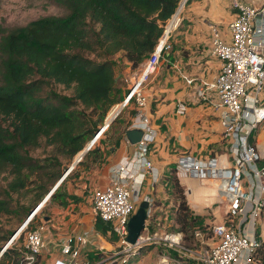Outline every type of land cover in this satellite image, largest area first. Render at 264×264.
I'll return each mask as SVG.
<instances>
[{
  "label": "built area",
  "instance_id": "1",
  "mask_svg": "<svg viewBox=\"0 0 264 264\" xmlns=\"http://www.w3.org/2000/svg\"><path fill=\"white\" fill-rule=\"evenodd\" d=\"M231 6L234 16L228 23L230 38L223 35L217 24L211 23L210 52L222 60L221 69L214 80L202 79L197 85L199 97L222 109L227 154L199 158L183 153L177 164L178 173L183 170L202 181H213L226 202L224 211L220 205L210 207L217 218L205 228L194 229V246L184 244L182 231L168 230L161 223L155 215L152 197L144 198L149 200L145 228L136 242L128 240L130 217L136 202L143 200L140 186L148 173L152 174L153 184L159 179V172L148 157L156 131L142 109L148 102L144 85L159 65L163 52L172 47V32L181 20L180 12L175 11L124 97L125 105L134 102L139 107V121L131 123L129 128L142 127L145 134L137 143V151L123 157L112 168L109 182L92 192L93 215L108 225L107 230L94 229L91 222L81 232L57 239L47 237L49 221L37 208L5 243L0 258L24 231V241L18 245L23 252L19 264H45L43 254L52 243L58 254L48 264H128L139 257L144 247L159 244L173 247L192 259L194 254L199 264L264 263L261 257L264 236L258 231L264 211V164H261L264 156L251 138L264 123V1L256 5L231 0ZM187 108L184 100L178 102V113H185ZM125 137L130 142L126 134ZM101 232L115 237L106 239L110 247L102 242Z\"/></svg>",
  "mask_w": 264,
  "mask_h": 264
},
{
  "label": "trees",
  "instance_id": "2",
  "mask_svg": "<svg viewBox=\"0 0 264 264\" xmlns=\"http://www.w3.org/2000/svg\"><path fill=\"white\" fill-rule=\"evenodd\" d=\"M58 1L67 9L64 14L44 15L23 25L2 27L4 32L0 36V171L12 174L8 193L26 188L33 180L32 174L37 172L36 204L48 194L43 190L48 180L59 177L58 182L62 175L61 170L59 174L58 169H52L56 160L47 169L48 163L34 158L29 149L40 146L45 137L69 156L82 152L99 128V119L93 120V112L100 111L99 118L103 121L110 107L120 101L117 94L121 91V74L117 75L115 57L122 53L133 68L139 67L150 57L164 24L180 3V0ZM86 49H97L102 58L90 57L85 54ZM49 80L71 87L73 93L55 90L46 93L44 87ZM126 130L123 127L124 133ZM102 157L103 150L96 142L78 164L89 165ZM177 171L175 167L174 191L181 199L177 201V221L181 231L191 227L194 230L200 226L195 225L198 217L187 204ZM63 182L51 198L61 194L71 196L62 191ZM7 203V199L1 198L0 208L6 209ZM96 225L99 230L108 228L100 218ZM7 239L8 236L1 237L0 250ZM22 255L15 244L3 253L0 264H19ZM261 257L264 258V242Z\"/></svg>",
  "mask_w": 264,
  "mask_h": 264
},
{
  "label": "crops",
  "instance_id": "3",
  "mask_svg": "<svg viewBox=\"0 0 264 264\" xmlns=\"http://www.w3.org/2000/svg\"><path fill=\"white\" fill-rule=\"evenodd\" d=\"M245 1L260 5L264 0ZM180 2L178 12L182 9L183 11L180 13L179 24L172 32V47L163 52L159 65L144 85L148 102L142 109L149 116L150 123L156 131L155 139L149 145L148 157L158 170L159 179L153 184L152 174L148 173L140 186L139 193L142 199L146 197L154 199L156 212H167L166 204L169 202L164 181L170 177L171 183L174 184L173 169L177 168L183 153L207 158L214 154L226 155L228 151L227 141L224 139L222 109L199 97L197 85L202 79L214 80L221 69L222 60L210 52L211 23L217 24L223 35L230 38L228 23L234 16V9L231 6V0H182ZM117 58L120 63L118 64L120 71L117 72L116 69L117 75L121 74V78L126 80L120 87V94L125 97L129 85L134 76L141 71L144 62L139 67L133 68L131 62L122 53H118ZM187 78L193 79L192 82H189ZM262 96L264 98V91ZM180 100H184L188 105L185 113L177 112ZM126 105L134 111L127 112L122 109L118 121L113 122V120L112 125L98 137L100 138L98 145L103 150V157L89 165H80L79 170L83 168L82 176L85 174V177L80 179L81 187L78 189L68 181L69 189L66 192L70 195L72 193L82 195L86 186L92 189V187L106 185L110 180L112 168L114 169L123 157H130L137 151L138 145L126 140L123 127L129 128L131 123L139 121L137 117L139 107L134 102ZM118 108L119 106L114 112L112 110L109 112L107 122L116 114ZM116 123L118 127L114 129ZM263 133L264 123L260 133L252 140L264 156ZM177 175L185 195L187 194V202L193 209L213 207L215 203L221 201L220 198L222 203H226L213 181H202L184 173L183 170H180ZM67 176L63 181L67 179ZM66 197L69 202L70 196ZM170 204L176 209V201L173 200ZM86 206L87 204L83 202H72L64 206L62 210L59 208L55 210L54 215H46L45 219L50 224L47 237L54 236V239H57L71 232H81L91 222L93 228L98 229L93 208L88 209ZM71 209L75 212H70ZM158 218L163 220V212ZM59 222L60 224L56 225ZM261 233L263 235L264 230ZM55 254H58V248L52 243V246L43 254V263H50Z\"/></svg>",
  "mask_w": 264,
  "mask_h": 264
},
{
  "label": "rangeland",
  "instance_id": "4",
  "mask_svg": "<svg viewBox=\"0 0 264 264\" xmlns=\"http://www.w3.org/2000/svg\"><path fill=\"white\" fill-rule=\"evenodd\" d=\"M257 1L259 2L261 0H257ZM258 2H256V3H258ZM249 3H252V2H249ZM186 4L187 3H185V5ZM184 8H185V6H184ZM66 11H67L66 7L62 3H60L58 0H0V36L4 32L1 30L2 27L11 28V27H14L17 25L26 24L28 21L35 19V18H38L40 16L50 15V14L61 15V14H64ZM182 11H183V9L180 11V13H182ZM84 52H85V54L89 55L90 57H94L96 59L102 58V56L100 55V52L97 49H95V50L86 49ZM115 58L118 59L117 57H115ZM118 64H120V63L117 61V64H116L117 72L120 71ZM125 81H126L125 79L120 78L119 87H121V84L125 83ZM51 90H55L57 92L66 93V94L73 93V89L71 87L68 88L64 84L58 83L54 80H49L48 82H46V85L44 87V91L46 93H49ZM117 96L120 97V101L118 103H116L115 105H112L110 107V109L108 110V113L112 109L117 108L118 106L120 107L121 103L124 101V96H122L121 94L120 95L117 94ZM115 110L116 109H114V111ZM123 110H125L127 112L128 111H131V112L134 111L133 108L129 107V105H125L123 107ZM99 113H100V111L93 112V114H94L93 120L98 121V119H99V127L104 124V129L99 134V136H100L106 130V128L108 129V127H107L108 122H106L108 113L104 117L103 121H100L101 118H99L100 117ZM114 125H115L114 129L115 128L117 129L118 123H116ZM260 131H261V128L258 129V131H256L255 133H253L254 135H252L251 138L254 139V136L257 135L258 133H260ZM262 136H264V133ZM98 137H97V139H98ZM99 139L97 140V142L99 141ZM95 144H93V146ZM29 153L34 158H36L38 160H42V161H44V163H48V166H46L47 169L49 168L51 161L53 162L54 160H56L52 169H55V170L58 169V172L61 170V175H62V173L65 171V169L69 165H71L76 158H79L82 155L83 151L80 152L78 155L76 154L77 156L76 155L75 156H69L68 154L60 151L59 146H56L55 144H51V143L47 142L46 138L44 137L42 139L40 146L30 148ZM79 168H80V166L77 163L72 168V170H70L68 172L69 174L67 173L68 174V176L66 175L67 179L62 183L63 185H62L61 189L63 192L67 191V189H69L68 188L69 182L73 183L75 185L74 187L76 189L81 187V182H79V181L81 178L85 177V174H84V176H82L83 175V171H82L83 168H81V170H79ZM45 172H47V171H45ZM59 174H60V172H59ZM37 175H38L37 172L33 173L31 176V179H33V180H31V183H29L28 186L26 188L22 189L20 192L8 193L7 184L9 182V180L12 178V174H10L8 171H0V199L5 198L8 201L6 209L0 208V239L3 236H8V239H9L11 234L25 221L30 210L38 204V203L36 204V202H37L36 199L38 198V195H37L38 192L35 190V186L37 184V178H36ZM65 177H63V179ZM45 178H47V177H45ZM57 179L56 180H48V182L45 184V187L43 188V190H46L45 191L46 193L49 192V190L57 182ZM63 179H62V181H63ZM171 180L172 179H170V177H169L168 180L164 181L165 189L168 193V202H169L168 204H166V206H168V208L166 209L167 212L159 211V212H156L155 215H156V217L157 216L159 217V215L162 214V212H163V218H162L163 220L161 223L163 225H165L168 230L181 231L180 230L181 225L177 221L178 211L175 209V207H173V205L170 204L173 200L177 202V200L181 201V199H179L177 197V194L175 193V191H173L174 184L171 183ZM61 182H60V184H61ZM94 188L95 187H92V189H91L90 186H86V188H84V192L82 193V195L72 193V195L69 197V199H70L69 202H67L68 201L67 197L63 196L62 194L59 195L58 197L51 198V195L49 196V193H48L46 195L45 199L43 200L41 206L39 207V209H41L40 210L41 216H46L49 214L54 215L55 210H58V208H59V210H62V209H64V206H67L68 204H70L72 202L73 203H75V202L86 203L87 204L86 207L88 209L89 208L92 209L93 208L92 192H93ZM172 191L174 192V194ZM63 200H66L65 203H62ZM186 200H187V198H186ZM188 200H189V198H188ZM220 200L221 201H218L217 203H215L213 207H215L218 204L217 206L220 205L222 207V210L224 211L225 204L222 203L221 198H220ZM140 201L136 202L135 211L138 208ZM187 204L190 207V210L192 211V213L198 217L197 224H195V225H200V226H197V227L205 228V227H207V225L211 221H213L217 218L215 216V214L213 213L212 208H210V207L205 206L204 208H199L196 210V209H193L189 205L188 202H187ZM66 209L67 208H65V210ZM70 212L74 213L75 211L71 209ZM61 214H63V213H61ZM97 219L98 218L95 217V222ZM59 224H60V222L56 225H59ZM192 228L193 227H191L189 230H182V232L184 233V244L187 246H191L192 244L194 246V244L196 242V239L193 235L194 230ZM97 230H99V229H97ZM263 230H264V211H263V213L260 216L259 221H258V231H263ZM102 234L104 235L102 237L103 243L109 242V241H106V239L107 240L108 239L114 240V238H115L113 235H111V237H110V236H106L104 233H102ZM263 236H264V234H263ZM23 241H24V231H21L19 237L16 239V244H18V245L22 244ZM1 242H2V240H0V243ZM3 245H2V247H3ZM110 246H111V244L108 247H110ZM2 247H1V249H2ZM195 258L196 257L194 254H193V259H192L188 255L182 254L180 251H178L177 249H175L173 247L166 246L163 244H159V245L146 246L144 248L143 252L139 255V257H136L132 262H130L128 264H199Z\"/></svg>",
  "mask_w": 264,
  "mask_h": 264
},
{
  "label": "water",
  "instance_id": "5",
  "mask_svg": "<svg viewBox=\"0 0 264 264\" xmlns=\"http://www.w3.org/2000/svg\"><path fill=\"white\" fill-rule=\"evenodd\" d=\"M180 4V3H179ZM179 6L177 7L178 11ZM125 105V102L123 101L120 105V107L118 108V111L116 112V114L114 115V117H112L108 124L107 127L112 123V121L117 117V115L121 112V110L123 109ZM108 120L106 119V122ZM104 126H100L98 128V130L96 131V134L94 135L93 139L88 143V145L83 149V153L79 158H76L73 163L71 165H69L65 171L63 172L61 178L59 179V181L49 190V196L52 195V193L56 190V188L60 185V182L62 181L63 177H65L67 175V173L80 161L82 160V158L84 157V155L87 153V151L93 146V144L96 142L97 137L99 136V134L103 131ZM127 138L130 140V142L137 144L144 136L145 134V130L142 127H131V128H127L126 132H125ZM43 201L39 202L35 207H33L27 218L37 209L41 206ZM148 208H149V200L148 199H143L140 201L138 208L136 209V211L132 214V216L130 217L129 220V224H128V229H129V234H128V240L130 242H136L138 236L140 235V233L143 231V229L145 228L146 225V220L148 217ZM26 218V219H27ZM22 226L20 225L10 236L9 240L15 235V233L21 228ZM8 240V241H9ZM5 246V244L3 245V247ZM2 247V248H3Z\"/></svg>",
  "mask_w": 264,
  "mask_h": 264
},
{
  "label": "bare ground",
  "instance_id": "6",
  "mask_svg": "<svg viewBox=\"0 0 264 264\" xmlns=\"http://www.w3.org/2000/svg\"><path fill=\"white\" fill-rule=\"evenodd\" d=\"M186 2V1H185ZM180 4H181V2H180ZM180 4H179V7H180ZM178 10H179V8H178Z\"/></svg>",
  "mask_w": 264,
  "mask_h": 264
}]
</instances>
